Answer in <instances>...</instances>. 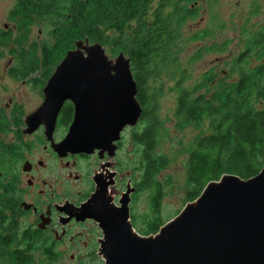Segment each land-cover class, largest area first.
Returning a JSON list of instances; mask_svg holds the SVG:
<instances>
[{
    "label": "trees",
    "instance_id": "trees-1",
    "mask_svg": "<svg viewBox=\"0 0 264 264\" xmlns=\"http://www.w3.org/2000/svg\"><path fill=\"white\" fill-rule=\"evenodd\" d=\"M149 1L16 0L9 16L20 31L13 36L17 45L27 40L29 25L36 20L51 25L48 33L52 41H42L40 57L36 55L38 47L33 45L28 46L26 56L36 66L41 60L46 71L54 68L77 39L97 41L107 47L110 55L123 52L129 57L137 87L135 96L141 106V127L134 129L133 139L142 148L139 164L145 166L144 177L154 182L152 175L165 167L167 157L153 151L158 141V94L148 82L172 64L179 28L196 15V10L188 4L189 0H159L151 11L152 18H148ZM199 33L196 35L203 37L207 31ZM9 38L10 35L3 37V42ZM209 48L218 51L225 46H204ZM233 73V79L216 78L209 70L190 88H178L174 106L177 125L206 124V131L193 138L188 153L187 201L193 200L209 180H217L223 173L247 179L264 164V24L246 31L243 48L231 57L227 77ZM60 111L70 117L71 103H64ZM156 198L154 194L150 197L153 207ZM161 223L160 219L146 218L140 232H155ZM22 258L11 262H29Z\"/></svg>",
    "mask_w": 264,
    "mask_h": 264
},
{
    "label": "flooded vegetation",
    "instance_id": "flooded-vegetation-1",
    "mask_svg": "<svg viewBox=\"0 0 264 264\" xmlns=\"http://www.w3.org/2000/svg\"><path fill=\"white\" fill-rule=\"evenodd\" d=\"M10 21L11 27L4 29L8 26L4 23L0 35L19 32ZM9 44L8 60L3 63L0 59V264H13L12 259L22 257L29 264L36 258L39 262L69 259L78 264L103 261L100 222L114 221L125 205L128 221L137 226L131 207L134 196L145 186V166L140 164L143 172L136 179L130 134L126 132L131 133L138 121L125 126L111 146L95 147L89 153L59 154L52 144L65 136L73 111L70 117L58 111L48 134L46 113L37 115L35 110L44 98L43 88L53 69L44 70L41 60L36 66L26 57L16 58L20 45ZM37 46V53L41 52ZM4 78L31 87L36 94L31 109L17 101L12 88L1 81Z\"/></svg>",
    "mask_w": 264,
    "mask_h": 264
},
{
    "label": "water",
    "instance_id": "water-1",
    "mask_svg": "<svg viewBox=\"0 0 264 264\" xmlns=\"http://www.w3.org/2000/svg\"><path fill=\"white\" fill-rule=\"evenodd\" d=\"M136 91L128 57H108L99 42L77 39L46 81L35 114L46 113L50 134L69 101L71 123L52 146L59 154L89 153L137 123ZM119 209L114 221L100 222L103 264H264V164L247 179L223 173L209 180L153 234L134 232L125 205Z\"/></svg>",
    "mask_w": 264,
    "mask_h": 264
},
{
    "label": "rangeland",
    "instance_id": "rangeland-1",
    "mask_svg": "<svg viewBox=\"0 0 264 264\" xmlns=\"http://www.w3.org/2000/svg\"><path fill=\"white\" fill-rule=\"evenodd\" d=\"M158 1L150 0L148 2V18H152L151 11L158 6ZM15 2L16 0H0V29L3 28L4 23L8 25L4 29L11 27L12 22L9 13ZM188 4L196 10V15L191 19H186L179 28V34L175 40L177 51L175 52V59L167 69H162L154 80L148 82L149 87L155 86L154 89L158 94L156 102V114L159 123L157 129L158 141L153 151L156 155L163 154L167 157V160L165 167L160 168L152 175L154 182L146 179L145 186L141 187L134 196L131 210L132 215L136 217L137 226H133L132 229L139 235H141L140 229L144 228L143 221L146 218L160 219L164 223L176 215L187 201L186 197L189 192L186 168L188 153L193 138L206 131L205 122L201 123L200 126L185 124L179 127L177 125L174 106L178 88L181 85L190 88L201 79L204 72L209 70L215 74L216 78L233 79L235 77L234 73L231 77H227L231 57L243 48L246 31L255 30L264 24V0H189ZM39 21L41 20H36L29 25L27 40L19 46L20 48L16 51V58H25L27 56L26 51L30 48L29 45L37 46L42 41L48 43L52 41L48 33L51 25ZM201 30L207 31V34L203 37L196 35ZM3 37V34L0 35V59L4 63L9 57L7 47L10 46L9 43H13V35L9 38L10 41L6 42H3ZM213 43L223 45L225 49L218 51H213L210 48L204 49L205 45ZM102 46L108 57H114L118 54L110 55L107 47ZM124 55L128 57L126 54ZM1 81L5 82L4 85L7 84L12 88L17 101L24 103L27 110L31 109L36 94L29 90L31 88L29 85L22 84L21 81H14L12 84L7 78ZM148 90L150 91L151 88H148ZM7 97L8 94L4 93L3 98L7 100ZM140 127L137 125L135 129L138 130ZM133 132L134 130H131V133L129 130L126 134H130L132 172L137 179L140 178L141 172H143L139 164L142 148L133 139ZM152 194L157 197L155 207L150 201ZM91 262L93 264H103V261L100 260H92ZM45 263L78 264L77 261H70L69 259L51 258L48 262L45 260L39 262L36 258L33 261V264Z\"/></svg>",
    "mask_w": 264,
    "mask_h": 264
},
{
    "label": "bare ground",
    "instance_id": "bare-ground-1",
    "mask_svg": "<svg viewBox=\"0 0 264 264\" xmlns=\"http://www.w3.org/2000/svg\"><path fill=\"white\" fill-rule=\"evenodd\" d=\"M186 202H187V201H186ZM179 211H180V210H179ZM179 211H178V212H179ZM130 224H131V223H130ZM131 226H132V225H131ZM158 228H159V227H158ZM157 230H158V229H157ZM157 230H156L155 232H157ZM155 232H153V233H155ZM153 233H150V234H153ZM147 235H148V234H147Z\"/></svg>",
    "mask_w": 264,
    "mask_h": 264
}]
</instances>
